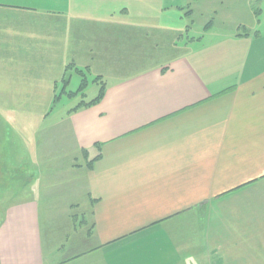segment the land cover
Listing matches in <instances>:
<instances>
[{
    "label": "crops",
    "instance_id": "crops-1",
    "mask_svg": "<svg viewBox=\"0 0 264 264\" xmlns=\"http://www.w3.org/2000/svg\"><path fill=\"white\" fill-rule=\"evenodd\" d=\"M202 1L0 0V104H52L69 70L94 72L92 58L144 64L111 84L96 74L102 98L59 120L63 153H99L90 167L66 159L70 216L84 200L79 251L58 262L56 243L44 252L40 216L55 205L22 186L0 212V264H196L202 220L264 184V0ZM195 13L207 31L215 20L244 31L148 65L179 49Z\"/></svg>",
    "mask_w": 264,
    "mask_h": 264
},
{
    "label": "rangeland",
    "instance_id": "rangeland-1",
    "mask_svg": "<svg viewBox=\"0 0 264 264\" xmlns=\"http://www.w3.org/2000/svg\"><path fill=\"white\" fill-rule=\"evenodd\" d=\"M200 2L203 3L202 0H195L191 8L200 5ZM199 11L201 12V9ZM261 17L264 23V10ZM186 21H192V25L185 36L176 41L179 49L165 48L153 57L148 65L157 61L162 63L176 52L186 53L189 48L208 45L216 41L220 35L235 30L244 31V25L224 24L219 20H215L216 24L207 31L204 27L205 21L198 13ZM187 37H201V41L184 44ZM132 60L137 59L131 56H110L97 61L92 58L91 70L94 72H85V77L82 76L84 80L82 88H79L80 74L75 70H69L65 75L69 81L66 92H62L63 85L58 82L54 91L55 102L52 104H0V212L13 201L12 196L20 187L33 185L37 191L41 190L38 194L40 207L46 204L55 205V211L48 214L47 211H43L40 216L44 252L50 251L49 247L54 243L59 249L54 255L55 262L68 257L73 251H79L72 242H78L82 231L79 226L82 227L81 210L84 200H78L79 206H74L72 210L75 216H70V208L75 200L67 199L71 193H68L65 181L68 177L66 176L68 169L65 168L66 159L69 156L71 161H75L76 158L79 163H86V159L81 155L62 152V149H68V146L62 143L66 126L59 120L81 101H90L97 95L100 84L94 81L96 74H100L101 80L106 84H111L118 77L130 75L129 71L139 70L144 65ZM69 92H73L74 95L70 96ZM1 93L3 91L0 89ZM57 129L62 130L60 138ZM51 130H56V133L49 134ZM49 142L54 144L51 148L54 153H58L57 155L50 154ZM63 156L65 158L61 159ZM39 164L40 176L38 167L34 166ZM52 183L54 185L51 189L49 187ZM245 192L248 193L244 195V200L234 195L233 200L222 201L211 210L212 216L206 217L205 221L202 220L200 233L202 247L200 250H195V255L198 257L194 260H199L196 264H264V184L253 185ZM50 194H58L59 198L47 202L46 197ZM51 213L53 214L50 215ZM77 216V224L75 219L71 224L70 218ZM81 247L85 249L84 244Z\"/></svg>",
    "mask_w": 264,
    "mask_h": 264
},
{
    "label": "trees",
    "instance_id": "trees-1",
    "mask_svg": "<svg viewBox=\"0 0 264 264\" xmlns=\"http://www.w3.org/2000/svg\"><path fill=\"white\" fill-rule=\"evenodd\" d=\"M68 67H69V65L66 66V69H67ZM78 73H80V76H81V81H80V86H79V88H82V87L84 86V80L82 79V76H84V75L81 74L80 71H78ZM64 82L67 83V79L64 78ZM103 92H104V87L101 85L100 88H99L98 94L96 95V97H95L94 99H92L90 102L83 104V106H89V105H92V104L98 102V101L102 98V96H103ZM53 102H55V100H54ZM95 148L97 149V151H99V145L96 144V145H95ZM86 152H87L86 150H82V154H83V156H86ZM98 157H99V153H98V154H97L92 160L88 161V162L86 163V166H87V167H90V166L92 165L93 161H94L95 159H97Z\"/></svg>",
    "mask_w": 264,
    "mask_h": 264
}]
</instances>
